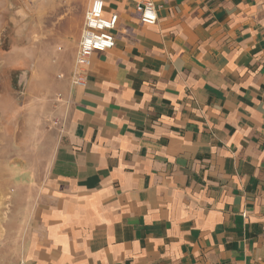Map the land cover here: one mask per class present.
I'll return each instance as SVG.
<instances>
[{"label": "crops", "instance_id": "obj_1", "mask_svg": "<svg viewBox=\"0 0 264 264\" xmlns=\"http://www.w3.org/2000/svg\"><path fill=\"white\" fill-rule=\"evenodd\" d=\"M102 1L115 44L85 87L69 78L91 0L25 13L58 29L63 131L21 177L0 264H264V0H148L153 25L145 0Z\"/></svg>", "mask_w": 264, "mask_h": 264}, {"label": "rangeland", "instance_id": "obj_2", "mask_svg": "<svg viewBox=\"0 0 264 264\" xmlns=\"http://www.w3.org/2000/svg\"><path fill=\"white\" fill-rule=\"evenodd\" d=\"M36 1L0 0V239L10 208L26 192L21 177L41 172L63 131L54 112L59 94H52L61 72L51 39L58 29L53 21L49 30L42 26L38 13L28 30L25 13L36 9Z\"/></svg>", "mask_w": 264, "mask_h": 264}, {"label": "built area", "instance_id": "obj_3", "mask_svg": "<svg viewBox=\"0 0 264 264\" xmlns=\"http://www.w3.org/2000/svg\"><path fill=\"white\" fill-rule=\"evenodd\" d=\"M104 7L105 4L102 0H91L85 13L81 38L76 48L74 69L69 78L73 87L86 86V77L91 67L92 54L95 51H108L115 44L113 31L117 27L119 18L116 14L105 18L103 16ZM156 10L155 2L148 0L137 2L135 6V12L138 14L140 21L149 25H153L157 21Z\"/></svg>", "mask_w": 264, "mask_h": 264}]
</instances>
